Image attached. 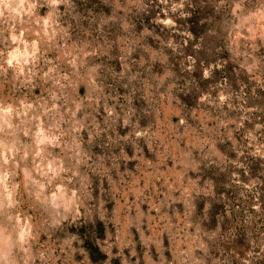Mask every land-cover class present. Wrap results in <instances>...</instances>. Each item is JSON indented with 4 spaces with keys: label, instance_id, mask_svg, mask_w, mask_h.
Segmentation results:
<instances>
[{
    "label": "rangeland",
    "instance_id": "obj_1",
    "mask_svg": "<svg viewBox=\"0 0 264 264\" xmlns=\"http://www.w3.org/2000/svg\"><path fill=\"white\" fill-rule=\"evenodd\" d=\"M0 264H264V0H0Z\"/></svg>",
    "mask_w": 264,
    "mask_h": 264
},
{
    "label": "trees",
    "instance_id": "obj_2",
    "mask_svg": "<svg viewBox=\"0 0 264 264\" xmlns=\"http://www.w3.org/2000/svg\"><path fill=\"white\" fill-rule=\"evenodd\" d=\"M189 19H192V17H189Z\"/></svg>",
    "mask_w": 264,
    "mask_h": 264
}]
</instances>
